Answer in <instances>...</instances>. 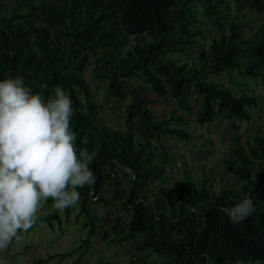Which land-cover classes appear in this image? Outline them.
Here are the masks:
<instances>
[{
    "label": "trees",
    "instance_id": "16d2710c",
    "mask_svg": "<svg viewBox=\"0 0 264 264\" xmlns=\"http://www.w3.org/2000/svg\"><path fill=\"white\" fill-rule=\"evenodd\" d=\"M227 1L0 0V80L21 75L46 99L57 86L69 93L76 143L94 153L89 167L96 183L78 189L86 248L100 233L111 242L139 238L137 249L158 264H264V130L222 158L228 173L242 181L241 188L223 183L213 190L187 167L182 178L168 179L171 171L165 165L171 158L163 137L189 139L191 132L180 125L184 116L178 110L159 116L153 105L171 93L189 109L196 93L201 123L222 114L230 120L254 119L252 107L261 106L262 100L245 86H250L248 79L264 78V22L249 34L244 17L238 16L245 4L264 16V0H234L237 14L206 44L208 26L200 23L199 6L223 26L229 16L221 4ZM190 48L194 56L188 54ZM92 55L97 74L109 79V94L118 104L130 98L124 129L98 112L85 75ZM223 73L227 82L216 78ZM129 75L146 79L159 95L126 80ZM124 179L129 180L127 188ZM108 187L130 213L125 222L119 215L103 217L91 204L96 198L118 207L117 199L106 196ZM249 196L255 212L232 223L223 210ZM48 202L51 206L52 200ZM64 211L69 216L71 208ZM39 215L44 225L63 228L61 211L51 207ZM70 253L52 252L38 262Z\"/></svg>",
    "mask_w": 264,
    "mask_h": 264
},
{
    "label": "rangeland",
    "instance_id": "374dc122",
    "mask_svg": "<svg viewBox=\"0 0 264 264\" xmlns=\"http://www.w3.org/2000/svg\"><path fill=\"white\" fill-rule=\"evenodd\" d=\"M221 5H223L222 11L229 16L224 20L223 26L220 23H214L199 6L200 9L197 13L201 17L200 23L208 26L205 36L206 44L211 35L225 29V23L230 21L231 16L237 14L234 0H228L227 3ZM238 17H244L246 21L244 30L249 34H252L257 26L264 22V16L256 15L246 4ZM188 54L194 56L196 51L190 48ZM94 57V55L91 56V62L86 68L85 75L92 88V93L98 101V112L110 125L124 129L126 104L130 98L118 104L116 96L109 94V79L97 74ZM216 78L224 82L229 80L226 73L220 74ZM125 79L148 86L151 94L159 95L153 90L151 84L139 75H129ZM247 82L250 83V86H244L252 92L259 93L262 100L261 106L252 107L256 115L251 122L237 118L230 120L222 114L216 115L212 121L201 123L197 117L202 109L201 99L196 93H193L190 98L189 109L182 107L179 100L171 93L161 96V100L153 104L159 116H169L172 108L178 110L184 116L180 125L191 132L189 139L179 135L163 137L171 158L170 163L165 165V169L171 171L168 174L169 180L182 178L187 167L192 169L198 182L206 181L213 190H219L223 183L241 188L242 181L228 173L222 165V158L233 155V150L244 144L250 135L264 130V78L248 79ZM159 159L164 160V157L159 156ZM120 173L123 175L124 171ZM128 185L129 180L124 179L122 186L127 188ZM158 188V186H154L153 190ZM105 194L111 200L117 199L118 207L107 206L103 201L99 202L94 198L91 204L96 210L105 218L119 215L123 222L129 219L130 213L121 208L120 200L115 196V190L108 187L105 189ZM48 203L40 213L51 208ZM79 210L80 203L78 202L71 207L69 216L65 215L64 210L61 211L64 218L62 229L44 225L43 227L38 226L30 232L21 233L22 238L19 241L14 240L7 251L0 252V264H158L157 260L153 261L151 254L137 249L140 243L139 238L125 242H111L98 233L86 248L84 242V238L87 236V227L84 225L86 218L78 214ZM63 251L71 253L64 257L58 256L42 263L38 262L39 257ZM79 257H82L81 262L78 261ZM145 257L146 261L143 259ZM158 260L160 261V259Z\"/></svg>",
    "mask_w": 264,
    "mask_h": 264
},
{
    "label": "clouds",
    "instance_id": "9594fccd",
    "mask_svg": "<svg viewBox=\"0 0 264 264\" xmlns=\"http://www.w3.org/2000/svg\"><path fill=\"white\" fill-rule=\"evenodd\" d=\"M74 115L70 94L61 87L47 99L17 75L0 80V252L21 233L38 224L39 213L51 207L75 206L81 189L97 177L89 167L94 153L78 147L71 129ZM234 224L255 212L251 197L224 209Z\"/></svg>",
    "mask_w": 264,
    "mask_h": 264
}]
</instances>
